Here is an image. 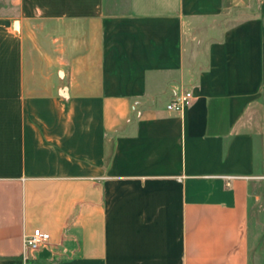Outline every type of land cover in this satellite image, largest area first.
I'll list each match as a JSON object with an SVG mask.
<instances>
[{
    "label": "crops",
    "instance_id": "1",
    "mask_svg": "<svg viewBox=\"0 0 264 264\" xmlns=\"http://www.w3.org/2000/svg\"><path fill=\"white\" fill-rule=\"evenodd\" d=\"M262 191L264 0H0V264H264Z\"/></svg>",
    "mask_w": 264,
    "mask_h": 264
},
{
    "label": "built area",
    "instance_id": "2",
    "mask_svg": "<svg viewBox=\"0 0 264 264\" xmlns=\"http://www.w3.org/2000/svg\"><path fill=\"white\" fill-rule=\"evenodd\" d=\"M191 92L185 90L175 95L168 103L167 108L170 110H181L190 100ZM49 234L36 228L33 232L24 238V246L31 253L45 245L48 241Z\"/></svg>",
    "mask_w": 264,
    "mask_h": 264
},
{
    "label": "rangeland",
    "instance_id": "3",
    "mask_svg": "<svg viewBox=\"0 0 264 264\" xmlns=\"http://www.w3.org/2000/svg\"><path fill=\"white\" fill-rule=\"evenodd\" d=\"M263 202H264V196H263V191H262V193L260 194V197L256 203V206L253 207V209H255V211H257V212H255L257 215H258V213H260V212H258V209L261 208V206L263 205ZM260 215H261V213H260ZM252 232H253V230H252ZM251 238L253 240L255 238V234L252 235V233H251Z\"/></svg>",
    "mask_w": 264,
    "mask_h": 264
}]
</instances>
